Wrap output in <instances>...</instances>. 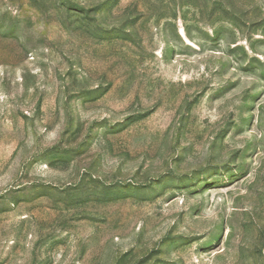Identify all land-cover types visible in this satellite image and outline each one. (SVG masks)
<instances>
[{
	"label": "rangeland",
	"instance_id": "obj_1",
	"mask_svg": "<svg viewBox=\"0 0 264 264\" xmlns=\"http://www.w3.org/2000/svg\"><path fill=\"white\" fill-rule=\"evenodd\" d=\"M0 264H264V0H0Z\"/></svg>",
	"mask_w": 264,
	"mask_h": 264
}]
</instances>
